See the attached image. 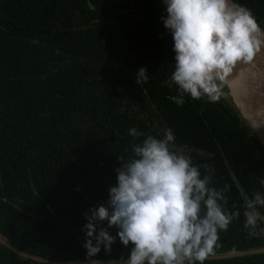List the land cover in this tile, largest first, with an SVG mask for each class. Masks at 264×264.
I'll return each instance as SVG.
<instances>
[{"label": "trees", "instance_id": "1", "mask_svg": "<svg viewBox=\"0 0 264 264\" xmlns=\"http://www.w3.org/2000/svg\"><path fill=\"white\" fill-rule=\"evenodd\" d=\"M232 2L264 30V0ZM164 14L162 0H0V264L88 261L85 214L107 206L118 157L132 159L133 144L165 128L211 187L230 186L224 207L240 212L212 255L264 247V221L254 235L243 227L244 195L264 193V147L225 85L215 102L168 99L178 92L165 83L175 53ZM141 67L149 79L138 85ZM131 248L117 237L95 259L124 260ZM204 264H264V252Z\"/></svg>", "mask_w": 264, "mask_h": 264}, {"label": "clouds", "instance_id": "2", "mask_svg": "<svg viewBox=\"0 0 264 264\" xmlns=\"http://www.w3.org/2000/svg\"><path fill=\"white\" fill-rule=\"evenodd\" d=\"M163 5L161 20L175 53L174 70L165 83L176 85L178 92L168 99L177 105L185 103V96L219 100L235 66L251 62L261 51L264 30L251 10L232 0H163ZM148 79L147 68H139L136 83ZM162 132L160 138L148 135L133 144L132 159L118 157L122 166L115 170L117 183L109 188L107 206L85 214L83 247L89 264H100L95 257L101 246L110 252L117 237L124 246L132 245L124 264H204L214 254L219 232L239 218V211L224 207L230 186L211 187L212 174L202 175L190 156L173 150L171 129ZM129 135L145 134L132 127ZM244 205L243 227L254 235L264 221L259 210L264 193L244 195ZM103 221L118 229L116 236L108 228L97 229Z\"/></svg>", "mask_w": 264, "mask_h": 264}, {"label": "water", "instance_id": "3", "mask_svg": "<svg viewBox=\"0 0 264 264\" xmlns=\"http://www.w3.org/2000/svg\"><path fill=\"white\" fill-rule=\"evenodd\" d=\"M224 85L241 116L264 147V46L261 47V51L254 56L251 62L237 64ZM11 249L24 255L14 248ZM256 252H264V247L210 255L207 259L228 258ZM30 258L51 264H89V261L67 263L32 256ZM126 260L127 258L124 260H105L100 261V264L124 263Z\"/></svg>", "mask_w": 264, "mask_h": 264}, {"label": "rangeland", "instance_id": "4", "mask_svg": "<svg viewBox=\"0 0 264 264\" xmlns=\"http://www.w3.org/2000/svg\"><path fill=\"white\" fill-rule=\"evenodd\" d=\"M224 88H226V87L224 86ZM226 93H227V94H226V99H227L228 103L230 104V106H231L234 110L238 111V113H240L239 110H238V108H237V106H236V104H235V102L233 101L232 97L230 96L228 90H226Z\"/></svg>", "mask_w": 264, "mask_h": 264}]
</instances>
